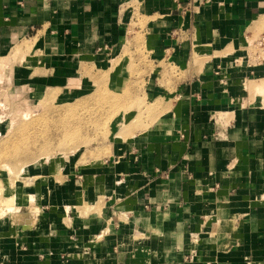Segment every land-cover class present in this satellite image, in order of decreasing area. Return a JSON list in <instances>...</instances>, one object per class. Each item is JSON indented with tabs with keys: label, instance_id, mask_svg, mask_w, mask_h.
I'll return each mask as SVG.
<instances>
[{
	"label": "crops",
	"instance_id": "crops-1",
	"mask_svg": "<svg viewBox=\"0 0 264 264\" xmlns=\"http://www.w3.org/2000/svg\"><path fill=\"white\" fill-rule=\"evenodd\" d=\"M138 17L173 71L163 124L98 160L43 169L37 223L0 231V264L263 260L264 96L253 88L264 63L247 36L264 28V0H0V52L32 38L40 52L120 55ZM146 81L158 89L162 76Z\"/></svg>",
	"mask_w": 264,
	"mask_h": 264
},
{
	"label": "rangeland",
	"instance_id": "rangeland-1",
	"mask_svg": "<svg viewBox=\"0 0 264 264\" xmlns=\"http://www.w3.org/2000/svg\"><path fill=\"white\" fill-rule=\"evenodd\" d=\"M139 19L130 25L120 55L40 52L32 38L0 52V231L12 228L17 237L36 225L33 195L49 165L98 160L115 143L138 140L163 124L173 71L151 56L137 30L145 27ZM262 33L264 28L247 36L251 55ZM147 76H162L158 89H149L156 85L147 84ZM16 249L19 256L27 252L23 245ZM149 256L137 263H153Z\"/></svg>",
	"mask_w": 264,
	"mask_h": 264
},
{
	"label": "built area",
	"instance_id": "built-area-1",
	"mask_svg": "<svg viewBox=\"0 0 264 264\" xmlns=\"http://www.w3.org/2000/svg\"><path fill=\"white\" fill-rule=\"evenodd\" d=\"M253 62L257 64L264 63V33L261 34L260 38L256 42V52L250 55ZM167 177V176H165Z\"/></svg>",
	"mask_w": 264,
	"mask_h": 264
},
{
	"label": "bare ground",
	"instance_id": "bare-ground-1",
	"mask_svg": "<svg viewBox=\"0 0 264 264\" xmlns=\"http://www.w3.org/2000/svg\"><path fill=\"white\" fill-rule=\"evenodd\" d=\"M264 87V86H263ZM257 92L259 93V95L264 96V88H261L260 86L257 87ZM76 152L72 151V153L70 155H74ZM69 155V156H70ZM45 163H48V161H46ZM39 176V175H38ZM84 195V194H83ZM83 197V196H82ZM84 202V200H81V202ZM81 207V206H80ZM261 264H264V261L261 262Z\"/></svg>",
	"mask_w": 264,
	"mask_h": 264
}]
</instances>
